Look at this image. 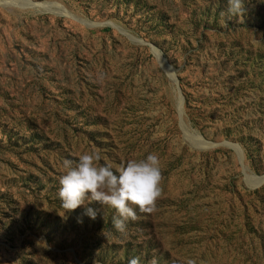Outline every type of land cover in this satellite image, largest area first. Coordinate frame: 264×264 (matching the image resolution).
Returning <instances> with one entry per match:
<instances>
[{
  "label": "rangeland",
  "instance_id": "1",
  "mask_svg": "<svg viewBox=\"0 0 264 264\" xmlns=\"http://www.w3.org/2000/svg\"><path fill=\"white\" fill-rule=\"evenodd\" d=\"M244 6L0 0V264H264V0ZM93 150L160 158L127 235L62 208L63 161Z\"/></svg>",
  "mask_w": 264,
  "mask_h": 264
},
{
  "label": "clouds",
  "instance_id": "2",
  "mask_svg": "<svg viewBox=\"0 0 264 264\" xmlns=\"http://www.w3.org/2000/svg\"><path fill=\"white\" fill-rule=\"evenodd\" d=\"M228 4L230 15L239 16L245 12L244 0H228ZM100 160V152L93 150L81 154L78 162L63 161L65 172L59 179L61 187L58 193L62 208L71 212L84 206V215L95 220L97 210L87 205L93 201L100 202L116 210L113 227L121 235H127L128 222L138 219L133 205L141 213L156 211L157 201L163 194L160 158L150 153L143 159L128 160L116 171L110 164L100 165ZM78 222L83 221L79 219ZM128 264H140V260L134 257ZM150 264H156L155 259Z\"/></svg>",
  "mask_w": 264,
  "mask_h": 264
}]
</instances>
